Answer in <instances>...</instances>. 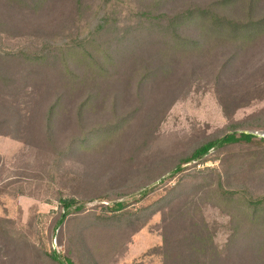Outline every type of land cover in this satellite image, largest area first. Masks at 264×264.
<instances>
[{
	"label": "rangeland",
	"instance_id": "1",
	"mask_svg": "<svg viewBox=\"0 0 264 264\" xmlns=\"http://www.w3.org/2000/svg\"><path fill=\"white\" fill-rule=\"evenodd\" d=\"M98 1L0 0V264L85 260L77 257L69 235L77 215L73 207L66 221L58 224L65 211L60 197L84 202V214L97 216L109 214L104 207L111 201L104 195L131 190L123 199L128 200L129 211L137 212L158 201L187 174L196 182L205 180L202 215L214 245L224 258L229 256L221 264H264V250L258 251L260 241L255 236L251 243L257 244L249 252L243 247L225 251L231 215L239 216L245 202L224 203L205 193L216 190V175L210 169L223 174L225 182L224 172L244 164L246 170L230 174V181L245 185L253 195H263L264 146L227 145L218 153L212 149L208 160L191 162L184 173L170 179L173 170L167 167L195 145L231 132L230 125L248 124L264 110V26L235 31L220 25L213 28L201 17L184 18L175 22L179 32L202 44L192 50L181 45L173 49L172 44L169 48L173 35L169 37L162 27L165 19L160 23L168 40L153 37L138 46L139 34L130 32V50H134L129 71L152 72L140 86L137 75L121 73L117 56L113 65H103L105 77L97 79L85 53L61 56L67 40L76 44L87 36L84 28L86 23L94 25ZM139 4L151 16H173L193 7L210 8L241 22L264 16V0H141ZM78 19L82 24H76ZM110 29L91 35L94 42L86 46L102 60L112 56H103L105 48L112 51L118 46L119 37ZM233 100L245 105L234 110ZM81 103L85 105L78 113ZM51 107L54 113L47 127ZM123 115L128 121L102 143L89 149L71 147L82 132ZM246 131L264 138V128ZM155 165L165 173L144 188L136 187L138 170L149 167L144 170L149 176ZM144 190L147 195L136 202ZM163 224L157 212L141 228L125 229L123 234L91 231L90 252L98 264H163L159 249ZM53 252L55 261L46 255Z\"/></svg>",
	"mask_w": 264,
	"mask_h": 264
},
{
	"label": "trees",
	"instance_id": "2",
	"mask_svg": "<svg viewBox=\"0 0 264 264\" xmlns=\"http://www.w3.org/2000/svg\"><path fill=\"white\" fill-rule=\"evenodd\" d=\"M140 2L141 0H99L95 4V9L99 14L94 11L92 20L94 25H92L91 22L89 25L86 23L84 28L87 36H82L80 39L76 38L75 40L79 39V43L76 44H74L73 41L71 42V40H67L63 45L64 51L61 56L65 57L69 55L70 52H76L77 54L85 53L93 62L92 64L94 67L91 71L93 72L94 79L105 77L106 69L103 65H113L116 62L117 56V60L120 61L118 66L123 68L121 73L124 74L128 72L129 74L137 75L138 83L141 86L142 82L151 77L152 72L150 69L137 70L136 72L129 71L128 64L134 50H130L133 43L132 38H130L132 36L130 32L131 34H139V39L136 44L141 46L145 41L152 42L153 37L159 40H168L169 38H167L163 30L165 28L168 29L170 33L169 37L173 35V40H170L172 42L168 43L169 48H172V44L174 46L173 49L181 45L185 49L192 50L198 49L202 44L198 40H192L179 32V26H175V22L183 20L184 18L201 17L205 22L207 20L211 22L213 28L220 25V27H227L235 31L239 29H248L251 25L264 26V16L262 19L255 22H252V20L244 22L234 21L218 14L210 8L193 7L182 10L173 16L167 14L151 16L147 10L141 8ZM163 19L166 21V24L162 26L164 28L161 27L160 23ZM77 23H81V20H76V24ZM92 26L94 27L93 30L89 31V29H92ZM110 27V34L116 33L119 37L117 42L118 46L112 51H109V48H105L103 56H109L110 54L112 56H109V58H111L110 60L108 57H106V60H102V58L100 59V56L98 57L92 50L87 51L86 46H89L90 41L93 40L94 42V38L90 40L91 35L98 36L101 31H106ZM122 46L123 48H120ZM135 48L137 47L135 46ZM119 49H122V51ZM40 58V56H36L35 59L37 60ZM86 59L89 61L88 58ZM109 89L110 87L108 90ZM112 98L114 97L112 96ZM233 102H235L234 110L245 105V103L240 100H233ZM84 105L85 103L80 104L78 113L81 112V108H83ZM53 109L54 108L51 107L47 113V127L51 123L50 120L54 113ZM224 111L225 114H231L226 107H224ZM126 118L127 116L123 115L116 118L115 122L111 124L91 129L88 132H82L79 138L72 141L71 147L89 149V147H92L95 143H102L104 139H107L117 131L124 122L126 123L128 121V118ZM229 128L232 130L231 132L225 133L220 137L206 139L200 144L195 145L187 155H182L173 162L167 163V167L173 170L168 179L173 178L179 173H184L185 170L189 168L187 165L191 162L198 163L208 160L209 152L212 149L218 153L220 148L227 145L264 146V138H258L254 134L246 131L249 128H264V110L258 115L252 116L248 124L237 123L235 125H230ZM237 128H242L244 131L236 132L235 130ZM152 167L149 176L144 174V170L149 171V167L138 170L140 182L136 184V187L144 188L146 184L155 182L165 173L159 165ZM238 169L245 171L246 166L240 164L236 168L234 166L232 169L224 172L227 178L225 182L223 174L217 170L210 169V171L214 172L216 175L214 187L216 190H205V193L213 195V197L222 200L224 203H232L239 200L245 202L244 208L242 207L243 210H241L239 216H234L236 212L231 215V220L229 222L230 234L225 246V251L228 252L229 249L239 250L240 247H243L244 251L249 252V250L253 249L257 244L253 246V243H251L252 237L255 236L260 241L258 242V251L262 252L264 250V194L253 195L247 191L248 189H246L245 185L233 184L232 181H230V174L232 177ZM204 183V178L196 182V178L187 174L186 178L184 176L179 179L174 186L168 188L158 201H155L151 205L141 207L137 212L129 211L127 208L129 202L123 199L131 190H119L115 194L103 196V198L111 201V204H105L104 207V211L109 212V214L97 216L91 212L84 214V202L81 203L74 198L63 199L60 197L58 198L59 205L65 211L58 220V224L60 225L66 221V217L70 214L73 207V212L77 215L73 218V221H71L73 224L71 225L69 235L72 236L71 242L73 243V247H75L77 257L85 258V260L81 259L77 264H98L96 262V255L90 252L88 246L87 234L89 232L115 231L118 233L121 231L119 233L123 234V230L125 229L132 227L136 229L141 228L152 215L160 212L164 222L161 234L162 244L159 247L163 257V264H221V261L228 259L229 256L225 254L224 258V252L219 251L214 245L212 234L208 230L209 225L202 215L201 208L204 191L201 190V188H204ZM147 193L146 190L140 192V198H136L135 201L140 202ZM112 243L111 241L110 244ZM238 250L236 252H238ZM46 255L49 259L53 261L56 260L54 252L52 255ZM59 263L61 264V262ZM65 264L75 263L68 257L65 259Z\"/></svg>",
	"mask_w": 264,
	"mask_h": 264
}]
</instances>
